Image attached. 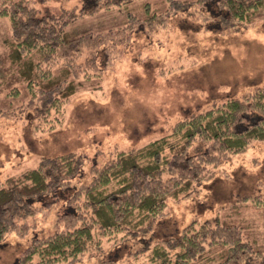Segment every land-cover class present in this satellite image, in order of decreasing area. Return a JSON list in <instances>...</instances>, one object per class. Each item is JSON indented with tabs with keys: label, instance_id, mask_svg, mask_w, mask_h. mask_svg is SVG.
Here are the masks:
<instances>
[{
	"label": "rangeland",
	"instance_id": "obj_1",
	"mask_svg": "<svg viewBox=\"0 0 264 264\" xmlns=\"http://www.w3.org/2000/svg\"><path fill=\"white\" fill-rule=\"evenodd\" d=\"M28 1L54 14L81 6L80 0ZM145 2L150 12L164 13L153 29L140 24L117 33L126 20L119 7L85 14L69 27L74 36L99 33V38L97 46L84 48L76 59L80 85L53 126L34 109L37 87L28 86L10 63L4 44L9 23L0 19V183L35 167L42 157L74 152L83 156V164L64 190L70 196L74 185L90 181L93 165L105 163L117 151L141 147L169 133L178 121L227 99H247L264 86V9L233 32L210 18L201 3L188 13L165 16L166 0H135L129 8L137 20L144 18ZM197 146L193 143L189 153L201 151ZM219 160L214 178L200 184L190 198L169 202L167 215L150 232L103 239L102 250L86 252L72 264H151L143 250L146 244L178 234L193 220L233 224L245 241L264 251V142ZM64 202L59 197L50 207L35 203L37 215L29 221L28 234L11 232L0 243V264H16L34 238L62 230ZM220 250L206 247L188 264H217Z\"/></svg>",
	"mask_w": 264,
	"mask_h": 264
},
{
	"label": "trees",
	"instance_id": "obj_2",
	"mask_svg": "<svg viewBox=\"0 0 264 264\" xmlns=\"http://www.w3.org/2000/svg\"><path fill=\"white\" fill-rule=\"evenodd\" d=\"M134 1L80 0L79 9L54 14L42 12L28 0H0V19L9 23L4 44L10 49V63L28 86L37 87L32 89L34 109L44 122L49 117L53 126L60 120L64 103L80 85L76 59L84 48L97 46L99 33L74 36L69 27L85 14L116 7L126 15L117 33L130 32L140 24L153 29L164 18V13L150 12L145 2L141 4L144 18L137 20L129 8ZM166 2L165 16L188 13L194 3H201L210 18L233 32L248 26L264 9V0ZM259 141L264 142V86L247 99H227L178 121L169 133L141 147L117 151L105 163L93 165L90 181L74 185L70 196L63 193L80 174L83 156L70 152L42 157L35 167L0 183V243L11 232L20 237L28 234L29 221L37 215L35 203L50 207L62 197L64 228L34 238L16 264L75 263L86 252L102 250L103 239L125 240L150 232L154 222L167 215L169 202L190 198L200 184L214 178L219 158L241 153ZM196 142L201 151L189 153ZM206 247L221 249L217 264L264 260V251L245 241L238 227L219 221L193 220L178 234L149 242L143 250L151 264H188L201 257Z\"/></svg>",
	"mask_w": 264,
	"mask_h": 264
},
{
	"label": "bare ground",
	"instance_id": "obj_3",
	"mask_svg": "<svg viewBox=\"0 0 264 264\" xmlns=\"http://www.w3.org/2000/svg\"><path fill=\"white\" fill-rule=\"evenodd\" d=\"M227 161V160H226Z\"/></svg>",
	"mask_w": 264,
	"mask_h": 264
}]
</instances>
